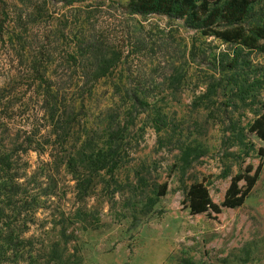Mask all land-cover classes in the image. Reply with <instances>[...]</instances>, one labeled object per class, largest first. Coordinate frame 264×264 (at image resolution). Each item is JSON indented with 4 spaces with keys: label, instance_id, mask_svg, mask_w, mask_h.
Listing matches in <instances>:
<instances>
[{
    "label": "rangeland",
    "instance_id": "1",
    "mask_svg": "<svg viewBox=\"0 0 264 264\" xmlns=\"http://www.w3.org/2000/svg\"><path fill=\"white\" fill-rule=\"evenodd\" d=\"M73 1L0 2V145L31 148L15 153L24 188L0 201V264H60L59 255L62 264H264L263 143L250 132L264 101V54L185 20L129 15L130 0ZM87 42L97 60L85 64L105 70L83 107L81 73L67 58ZM49 52L67 88L65 148L44 113ZM109 147L113 174L82 169L81 157ZM65 151L74 163L57 168ZM259 166L242 207L191 215L190 185L203 183L221 205L232 178Z\"/></svg>",
    "mask_w": 264,
    "mask_h": 264
},
{
    "label": "trees",
    "instance_id": "2",
    "mask_svg": "<svg viewBox=\"0 0 264 264\" xmlns=\"http://www.w3.org/2000/svg\"><path fill=\"white\" fill-rule=\"evenodd\" d=\"M83 1L74 0L70 5ZM126 11L132 16L158 15L185 20L189 28L204 37L215 38L226 44L240 45L248 50L264 54V0H130L126 5ZM4 29L5 23L0 22L1 36ZM91 47L92 45L87 42L82 47L81 55L78 49L76 52H69L67 58V61H72L81 73L83 82L79 92L84 95L81 102L83 107H86V103L92 98L105 70V67L99 66V63L94 68H88L85 64L91 59L94 62L97 60L95 56H91ZM52 58H50L49 52L47 59L45 58L46 65L43 72H40V80L44 86V113L45 118L51 116V119H57L49 134L52 135L53 143L62 140L61 146L65 148V145L69 144L68 136H66L69 133V128L67 130L60 126L59 118L63 114L62 109L65 108L60 105V102L62 104L64 101L67 88L64 87L65 83L62 78L51 72L54 66ZM83 63L84 66H81ZM250 132L263 143L258 155L260 159L264 160V101L261 104L260 114L250 127ZM22 146H18L16 143L10 146L0 145V201H11L12 197L16 196L15 193L21 191L25 186V182H23L25 169L20 172L21 170L17 168L18 162L15 153L20 150L29 151L31 148L24 149ZM74 157L71 152L66 155L65 151L62 156L57 155L54 158L53 165H58L57 168L61 165L71 166L74 163ZM88 157H90L88 163L82 157L80 158L81 167L93 174L107 172L111 175L119 165V160L115 157L111 147L95 149ZM259 175L260 166L256 170L248 167L244 174L234 176L221 205L213 202L209 189L203 183L190 185L186 192V199L191 215H218L222 208L242 207L255 187ZM91 183L92 178L87 180L86 188ZM241 183L244 185L241 186ZM162 189L163 192L160 196L166 193L165 184ZM6 245L11 247L14 242L7 240ZM51 248L50 255L52 258H56L59 253L57 245ZM58 257L56 260L62 264V255Z\"/></svg>",
    "mask_w": 264,
    "mask_h": 264
}]
</instances>
